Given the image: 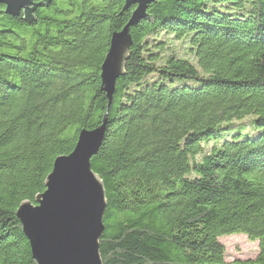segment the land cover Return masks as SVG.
I'll use <instances>...</instances> for the list:
<instances>
[{
    "label": "trees",
    "instance_id": "trees-1",
    "mask_svg": "<svg viewBox=\"0 0 264 264\" xmlns=\"http://www.w3.org/2000/svg\"><path fill=\"white\" fill-rule=\"evenodd\" d=\"M39 1L33 22L0 5V264H38L17 209L106 113L104 264H264V0L151 3L111 103L101 66L136 5ZM234 234L254 259L227 260Z\"/></svg>",
    "mask_w": 264,
    "mask_h": 264
},
{
    "label": "water",
    "instance_id": "water-1",
    "mask_svg": "<svg viewBox=\"0 0 264 264\" xmlns=\"http://www.w3.org/2000/svg\"><path fill=\"white\" fill-rule=\"evenodd\" d=\"M52 0H46L49 5ZM156 0H125L124 11L136 5L129 22L114 32L101 66L102 86L109 103L117 80L123 75L125 60L133 45L131 28L146 16ZM45 1L0 0L4 12L23 14L27 22L35 21L34 12ZM108 113L96 129H83L74 150L56 158L45 182V191L35 203L24 201L17 209L23 232L30 242L38 264H104L100 239L105 231L104 216L108 205L104 183L94 172L91 159L102 145L108 124Z\"/></svg>",
    "mask_w": 264,
    "mask_h": 264
},
{
    "label": "rangeland",
    "instance_id": "rangeland-1",
    "mask_svg": "<svg viewBox=\"0 0 264 264\" xmlns=\"http://www.w3.org/2000/svg\"><path fill=\"white\" fill-rule=\"evenodd\" d=\"M253 119V116L246 118V121ZM221 242L226 246L227 260L247 261L254 259L259 250V242L249 239L244 234L224 236Z\"/></svg>",
    "mask_w": 264,
    "mask_h": 264
},
{
    "label": "flooded vegetation",
    "instance_id": "flooded-vegetation-1",
    "mask_svg": "<svg viewBox=\"0 0 264 264\" xmlns=\"http://www.w3.org/2000/svg\"><path fill=\"white\" fill-rule=\"evenodd\" d=\"M36 1H38V0H36Z\"/></svg>",
    "mask_w": 264,
    "mask_h": 264
}]
</instances>
